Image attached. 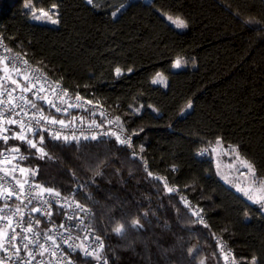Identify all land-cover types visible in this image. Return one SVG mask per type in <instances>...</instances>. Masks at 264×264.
I'll return each instance as SVG.
<instances>
[{
	"label": "trees",
	"instance_id": "obj_1",
	"mask_svg": "<svg viewBox=\"0 0 264 264\" xmlns=\"http://www.w3.org/2000/svg\"><path fill=\"white\" fill-rule=\"evenodd\" d=\"M54 6L57 24L31 20L33 9ZM0 32L135 135L141 157L113 137L79 145L48 137L51 159L43 160L22 146L39 182L62 193L79 188L108 264H224L215 235L238 264H264V202L249 201L200 154L221 142L264 180V0H0ZM179 57L191 65L173 69ZM160 73L166 85L155 83ZM137 219L143 228L126 237L112 230Z\"/></svg>",
	"mask_w": 264,
	"mask_h": 264
},
{
	"label": "built area",
	"instance_id": "obj_2",
	"mask_svg": "<svg viewBox=\"0 0 264 264\" xmlns=\"http://www.w3.org/2000/svg\"><path fill=\"white\" fill-rule=\"evenodd\" d=\"M34 77H39V80H35ZM13 81H15V83H13ZM29 84H35L34 91L43 84L45 92H42L41 95H47L51 100H58L60 96H63L66 102L76 103V97L79 95L81 98L79 103L84 106L82 108H70L68 113H57L53 109L45 107L43 101L35 100L32 91H22V89ZM0 85H3V87H0V92H4L5 88L15 89L11 97L6 93L0 96V99L5 101L4 104H0V112H3V116L0 117V119H8L9 114L6 108L9 107L7 103L9 100H11L12 105H20V107L16 109L20 112V116L15 118L29 119L34 109L21 100V97H26L27 100H31L38 106L43 107L45 116L51 115L56 119L63 118L66 122L76 117L74 123L77 135L80 134V130H83L84 135L96 134L98 138L113 137L116 139V136H105L103 134L105 132H114L121 139L128 138L131 146L129 147L127 144L122 146L131 149L135 156L141 157L140 152L134 148V133L130 131L120 117L112 114L102 101L85 96L79 92L71 91L65 86L62 80L55 78L40 66L32 63L26 55L13 51L1 32ZM89 100L92 101L91 104L86 103V101ZM21 108L24 109L23 112L20 111ZM25 112L27 116H25ZM81 117L83 119H81ZM101 123V128L95 127L96 124ZM4 126L10 128V131L7 133H0V135H8L10 138L7 144L0 139V152L6 153V155H0V239L3 240L4 248H7L8 251L0 249V264H102V261L97 262L93 257H86L83 255L82 250L79 248L81 244L85 246L93 244V237L99 236L104 245L101 255L105 256L104 238L96 232L94 227V211L78 197V187H75L70 193H62L59 191L62 198H67L73 205L79 204L83 209L87 210H78L83 220L84 227L74 229L71 232L73 239L69 240L67 243H65V239L69 233L65 229L73 224L80 223V221L75 219L68 220L64 215L65 212L72 213V209H61L53 204L51 207V216L41 215L39 212L33 213L31 211L33 207L41 205H39L35 199L32 200V203H28L26 197L34 196L39 193V189H32L29 187V184L35 182L39 183L43 188L52 187L46 186L37 180V168L29 163L28 155L22 149V146H27L26 142L11 138L13 131H20L19 125H8L5 123ZM55 127L58 128L59 126L56 125ZM43 135L46 141V138L49 137L48 132H44ZM28 138L38 140V130L35 136H33L32 133H28ZM80 141H83V139ZM15 147H19V154L8 151V149ZM200 154L208 157L209 151L202 148ZM20 156H24L25 159L20 160ZM13 168L16 170L12 171ZM20 168L36 170L34 180L30 174L22 173ZM25 179H27L29 183H25ZM160 179L164 185L167 184V188L173 189L172 192H177L178 188L170 184L164 176H160ZM21 185H23V189H21ZM21 191H23V195H21L19 199H16L15 196L8 200L4 198L6 192L20 194ZM44 199H48L47 193L44 194ZM182 200L184 205L185 202H187L189 205L188 208L192 213L193 211L199 212V217L196 215L194 216L198 220H202L203 224H206L202 208L195 205L189 198L183 197ZM21 201H23V203H21ZM17 207L20 208L19 212L16 211ZM37 220L39 223H36ZM30 221L31 225L29 224ZM62 224L64 225L63 228L61 227ZM29 226H31V232L27 231ZM13 229H15V233L17 234L16 240L13 242L15 247H9L8 238L12 236ZM49 236L52 237V239H48ZM85 236L88 237L87 240L84 239ZM24 237H28V239L25 240ZM214 241L224 264H238L233 251L220 235H215ZM24 244H28L27 249L23 247ZM68 244H72L76 247V250L73 251L72 248L68 247ZM16 248L20 249L18 254Z\"/></svg>",
	"mask_w": 264,
	"mask_h": 264
},
{
	"label": "snow or ice",
	"instance_id": "obj_3",
	"mask_svg": "<svg viewBox=\"0 0 264 264\" xmlns=\"http://www.w3.org/2000/svg\"><path fill=\"white\" fill-rule=\"evenodd\" d=\"M88 3L91 4L92 0H88ZM26 7H28L26 5ZM55 7V6H54ZM171 19V18H170ZM55 23V21H54ZM174 23L176 24L177 28H186L187 25L186 23H184V21L177 19L176 21H174ZM179 61L176 64V67H179ZM116 73L119 74L120 73V69L117 68L116 69ZM35 80H39V77H34ZM46 79V78H45ZM13 83H15V81H13ZM0 87H3V85H0ZM35 88V84H29L26 85L22 91L23 92H29L32 91L33 92V97L35 100H41L44 102V106L49 108V109H53L55 112L57 113H68V110L70 108H82L84 105L79 103L80 101V96L77 95L76 97V103H70V102H66L64 100L63 96H60L58 100H51L48 98L47 95H41L42 92H45V87L43 84L40 85V87L38 89H36L35 91L33 90ZM15 91V89H7L5 88L4 92H0V96L5 95V93L11 97L12 93ZM55 91V90H53ZM66 95V93H65ZM21 100L24 101V103L28 104L32 109H34L32 116L29 119H17L15 117H19L20 116V112H18L16 109L20 107V105H12L11 100H9L7 103L9 105V107L6 108V111L8 112V119L7 120H2L0 119V133H7L10 131V128L5 127V123L8 125H19L20 131L19 132H12V137L14 139L26 142L28 148L30 149H35L36 150V154H37V158L43 160L45 157H49V159H51V157L49 156L48 152L45 151V137L43 135L44 132H48V136L50 139L55 140V141H60L62 144H71L73 142L77 143V145H79L80 140H97L98 136L96 134H91V135H84L83 130H80V134L77 135V131L75 128V120L76 117H73L71 120L67 121L63 118L61 119H56L54 116H45L44 115V108L38 106L36 103H34L31 100H27L26 97H21ZM5 101L0 99V104H4ZM87 104H91L92 101H86ZM21 112L24 111L23 108H21L20 110ZM3 116V112H0V117ZM25 116H27V113L25 112ZM81 119H83L81 117ZM56 125H58L59 127H55ZM95 127L97 128H101L102 127V123L101 124H96ZM37 130L39 132V139H29L28 138V133H32L33 136H35L37 134ZM105 136H116V140L117 143L120 145H125L127 144L129 147L131 146L130 144V140L128 138L125 139H121L118 135H116L114 132H105L103 133ZM10 137L8 135H0V139H2L4 141L5 144H7V141ZM9 152H14L19 154V147L16 148H11L8 149ZM0 155H6V153L0 152ZM20 160H24L25 157L24 156H20L19 157ZM16 169L13 168L12 171H15ZM20 171L22 173H28L33 177V180L36 176V170L34 169H24V168H20ZM7 174V173H6ZM148 175L151 177L152 173L149 172ZM156 179H160V178H156ZM25 183H29L27 179H25ZM21 189H23V185L20 186ZM29 187L32 189H39V193L34 195V196H28L26 197V199L28 200V203H32V200L35 199L37 201V203L41 206H37V207H33L31 209V211L33 213L39 212L41 213V215H47V216H51V207L53 204H55L57 207L63 209V208H69L72 209V213L69 212H65L64 215L66 216V218L68 220H78L80 221L79 224H73L71 226H69L67 229H65L69 235L66 237L65 239V243H67L69 240H72L73 237L71 236V232L76 229V228H83V220L79 215V211H87L85 209H83L79 204L73 205L72 202L70 200H67V198H62L60 196V192L54 190L53 188H43L39 183H31L29 184ZM165 188H167V184H165ZM167 191L169 193H171L173 191V189L171 188H167ZM47 193L48 195V199H44V194ZM23 195V191H21L20 194H16L15 192H6L4 194V198L6 200L8 199H12L13 196H15L16 199H19L20 196ZM183 199V198H182ZM21 203H23V201H21ZM7 207V205H6ZM185 207H189V205L187 204V202H185ZM262 209H264V204L261 205ZM79 210V211H78ZM17 212L20 211V208L17 207L16 209ZM193 215H196L199 217V212L193 211ZM145 219L147 218V213L144 214ZM202 222V220H201ZM36 223H39V221L37 220ZM29 224L31 225V221L29 222ZM61 227L63 228L64 225L62 224ZM129 228L134 229V230H139L143 228V225L140 224L139 219L137 220H133L131 222V224L126 227L124 223L121 222H116V226L112 229L113 232L120 236V237H126ZM27 231L31 232V226H29V228L27 229ZM16 236L17 234L15 233V229H13V234L11 237L8 238V243H9V247H15V245L13 244V242L16 240ZM25 240L28 239V237H24ZM48 239H52V237H48ZM85 240L88 239L87 236L84 237ZM23 247L25 249L28 248V244H24ZM69 248H72L73 251L76 250V247H74L72 244H68ZM80 250H82L83 255H85L86 257H93L97 262H101L102 264H108L107 258L106 256H102L101 253L103 252V241L101 240V238L99 236H95L93 237V244H88V245H84L81 244L79 246ZM0 249H3L4 251H8L7 248H4V244H3V240L0 239ZM19 248H16V252L17 254L19 253ZM253 264H255V260H253Z\"/></svg>",
	"mask_w": 264,
	"mask_h": 264
},
{
	"label": "rangeland",
	"instance_id": "obj_4",
	"mask_svg": "<svg viewBox=\"0 0 264 264\" xmlns=\"http://www.w3.org/2000/svg\"><path fill=\"white\" fill-rule=\"evenodd\" d=\"M145 1L150 2L151 0ZM169 19L175 26L176 24L174 21L177 19L182 20L175 16H169ZM31 20L52 25L57 24V9L55 7L51 9H33L31 11ZM178 61L180 66L176 67ZM189 65H191V61L189 59L179 57L174 61L173 69L178 70ZM166 80V77L160 73L155 78V83L164 85ZM209 152V155L213 157L217 170L222 178L232 182L246 194L253 196V198H248L249 201L254 203L257 201H264V180H260L256 177L253 167L239 156L235 148L227 147L221 142H217L209 148Z\"/></svg>",
	"mask_w": 264,
	"mask_h": 264
},
{
	"label": "crops",
	"instance_id": "obj_5",
	"mask_svg": "<svg viewBox=\"0 0 264 264\" xmlns=\"http://www.w3.org/2000/svg\"><path fill=\"white\" fill-rule=\"evenodd\" d=\"M159 75V74H158ZM157 75V76H158ZM156 76V77H157ZM166 83H167V80H166V82H165V84L164 85H166ZM163 85V84H162ZM215 162V161H214ZM215 166H216V164H215ZM216 169H217V167H216ZM218 171V170H217ZM219 173V172H218ZM220 175V174H219ZM220 177L222 178V176L220 175ZM226 183H228L229 185H231L232 187H234L235 188V190H237L238 192H240V193H242L247 199L248 198H253V196H251L250 194H246L244 191H242V189H239L235 184H233L232 182H229V181H227V180H225L224 178H222ZM262 202H264V201H262ZM262 202H256V203H262ZM254 203V202H253Z\"/></svg>",
	"mask_w": 264,
	"mask_h": 264
},
{
	"label": "water",
	"instance_id": "obj_6",
	"mask_svg": "<svg viewBox=\"0 0 264 264\" xmlns=\"http://www.w3.org/2000/svg\"><path fill=\"white\" fill-rule=\"evenodd\" d=\"M16 148V147H15Z\"/></svg>",
	"mask_w": 264,
	"mask_h": 264
}]
</instances>
